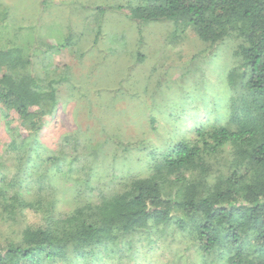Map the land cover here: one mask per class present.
I'll use <instances>...</instances> for the list:
<instances>
[{"label":"trees","instance_id":"1","mask_svg":"<svg viewBox=\"0 0 264 264\" xmlns=\"http://www.w3.org/2000/svg\"><path fill=\"white\" fill-rule=\"evenodd\" d=\"M125 14L171 20L209 45L237 40L224 92L209 96L204 119L177 112L161 146L122 144L113 133L46 157L39 133L56 110L58 80L38 76L21 47L0 48L9 137L0 149V264H186L184 255L187 264H264V0H140ZM117 146L145 151L146 169L104 176L94 197L60 189L90 183L85 167L98 174L102 153ZM71 192L78 203L58 211Z\"/></svg>","mask_w":264,"mask_h":264},{"label":"rangeland","instance_id":"2","mask_svg":"<svg viewBox=\"0 0 264 264\" xmlns=\"http://www.w3.org/2000/svg\"><path fill=\"white\" fill-rule=\"evenodd\" d=\"M137 1L0 0V48L21 47L33 55L38 76L58 80L56 110L39 133L47 147L43 156L66 158L75 154L74 140L102 145L113 133L122 144L161 146L174 137L177 112L204 119L209 96L224 92L237 40L209 45L171 20L137 23L125 14ZM8 139L0 119V149ZM78 154L91 162L88 152ZM101 158L98 174L84 169L92 175L90 183L69 180L60 189L66 192L70 185L94 197L104 176L142 173L149 156L117 146L106 148ZM74 197L66 193L58 211L71 210L79 201ZM186 258L181 260L187 264Z\"/></svg>","mask_w":264,"mask_h":264}]
</instances>
